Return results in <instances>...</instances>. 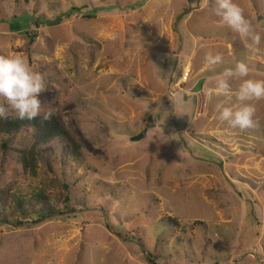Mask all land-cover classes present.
I'll use <instances>...</instances> for the list:
<instances>
[{"label":"rangeland","instance_id":"rangeland-1","mask_svg":"<svg viewBox=\"0 0 264 264\" xmlns=\"http://www.w3.org/2000/svg\"><path fill=\"white\" fill-rule=\"evenodd\" d=\"M238 2L264 37V0ZM214 7L0 0V55L45 75L42 106L63 116L80 152L58 139L39 148L34 176L0 167L24 196L66 186L71 197L53 218L0 222V264H264V100L259 126L240 131L217 119L222 98L206 96L237 62L264 79V40L252 51ZM208 51L225 63L208 69Z\"/></svg>","mask_w":264,"mask_h":264},{"label":"clouds","instance_id":"clouds-1","mask_svg":"<svg viewBox=\"0 0 264 264\" xmlns=\"http://www.w3.org/2000/svg\"><path fill=\"white\" fill-rule=\"evenodd\" d=\"M214 15L252 51H258L264 37L258 33L238 0H214ZM225 63L221 52L208 51L205 65L214 69ZM245 62H237L206 89L209 101L222 98L216 105L217 119L233 130L257 128V102L264 100V79L251 78ZM239 81L238 87L233 82ZM48 90L45 75L36 71L21 55H0V119H50L55 109H44L41 94ZM187 91V90H186ZM187 91V95H191Z\"/></svg>","mask_w":264,"mask_h":264},{"label":"trees","instance_id":"trees-1","mask_svg":"<svg viewBox=\"0 0 264 264\" xmlns=\"http://www.w3.org/2000/svg\"><path fill=\"white\" fill-rule=\"evenodd\" d=\"M96 11L97 9L90 12L89 17H93ZM68 13L71 15V12ZM64 17V14L59 16L54 23H61ZM43 21L53 23L50 20ZM58 139L65 144H71V153L76 157L80 156L77 140L60 113L47 120L40 117L34 120L0 119V167L19 164L23 170L34 176L37 174L38 163L42 160L39 148ZM16 186L13 181L0 179V222L20 225L22 222L19 218L24 221L35 217V221H41L53 218L56 214H64L71 209V197L66 191V186V190L62 191L50 192L42 189L30 197L24 196ZM59 200L64 202L63 209L57 205ZM148 261L151 264L156 262L152 256Z\"/></svg>","mask_w":264,"mask_h":264},{"label":"water","instance_id":"water-1","mask_svg":"<svg viewBox=\"0 0 264 264\" xmlns=\"http://www.w3.org/2000/svg\"><path fill=\"white\" fill-rule=\"evenodd\" d=\"M201 86H202V81L199 82V84L196 86L195 90L199 91L201 89ZM142 137H143V134L141 133V134L135 136L133 138V140H140Z\"/></svg>","mask_w":264,"mask_h":264}]
</instances>
